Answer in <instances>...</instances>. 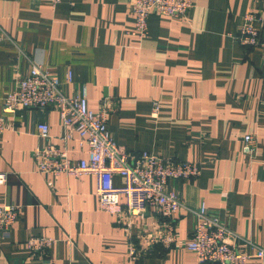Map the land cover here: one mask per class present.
I'll return each instance as SVG.
<instances>
[{
	"label": "crops",
	"instance_id": "obj_1",
	"mask_svg": "<svg viewBox=\"0 0 264 264\" xmlns=\"http://www.w3.org/2000/svg\"><path fill=\"white\" fill-rule=\"evenodd\" d=\"M193 1L186 18L151 14L141 39L131 0H64L56 7L50 0H0V116L31 61L63 81L72 71L66 94L86 87L93 111L106 102L108 129L128 153L200 166L199 178L170 187L188 207L205 205L246 240L240 248L251 255L249 264H264L251 245L264 250V60L261 50L234 38L248 12L261 17L256 27L264 38V0ZM44 122L73 160L88 158L76 132L63 140L67 131L56 110L7 116L0 205L17 206L19 216L0 242V264H197L184 248L196 224L188 210L173 220L177 241L166 248L164 218L148 210L119 220L103 211L96 176L39 173ZM248 135L254 155L244 152ZM114 182L124 186L119 176ZM38 236L55 240L43 257L28 247ZM133 248L143 254L135 257Z\"/></svg>",
	"mask_w": 264,
	"mask_h": 264
},
{
	"label": "built area",
	"instance_id": "obj_2",
	"mask_svg": "<svg viewBox=\"0 0 264 264\" xmlns=\"http://www.w3.org/2000/svg\"><path fill=\"white\" fill-rule=\"evenodd\" d=\"M63 1L50 0V3L56 7ZM130 7L135 17L134 33L144 39L148 35L151 14L186 18L194 10L195 3L193 0H131ZM260 20L261 17L255 12L245 14L244 24L234 38L243 48L261 50L264 60V38L256 27ZM72 81L73 73L70 70L63 81L43 68L40 62L31 61L28 76L21 78L15 90L4 98L0 134L6 129L8 115L29 108L56 110L67 131L63 140H70L76 132L81 144L87 146L88 158L73 160L66 149L52 142L50 127L44 122L38 125V136L43 146L35 154L39 173L44 176H96L97 195L103 211L119 220L126 215L136 216L148 210L156 217L164 218L169 229L161 242L166 248L177 241L171 225L173 220L179 212L188 210L195 215L196 224L193 236L184 244V248L194 255L197 264H249L251 255L240 248V244L248 243L246 240L235 236L221 217L212 215L205 205L198 209L188 207L170 187L172 182L199 178L200 166L155 157L147 152L140 155L128 153L116 144L108 129L111 107L104 102L100 110H91L86 87L78 94L68 96L64 87ZM152 111L153 115L158 114L157 102ZM255 151L253 136H245L244 152L254 155ZM116 176L124 179V186H116ZM6 182L7 176L0 174V184ZM122 197H125L124 203ZM18 216L17 206L0 205V242L9 234ZM151 241L155 243L156 239ZM54 242L53 238L38 236L28 241V247L34 255L43 257ZM251 245L256 248V256L263 258L264 250ZM142 254L139 249H132L135 257Z\"/></svg>",
	"mask_w": 264,
	"mask_h": 264
}]
</instances>
